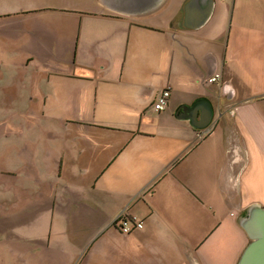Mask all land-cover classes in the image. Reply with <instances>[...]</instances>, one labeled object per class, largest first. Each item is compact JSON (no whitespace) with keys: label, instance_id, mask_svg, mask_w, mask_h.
Instances as JSON below:
<instances>
[{"label":"crops","instance_id":"0c3cea01","mask_svg":"<svg viewBox=\"0 0 264 264\" xmlns=\"http://www.w3.org/2000/svg\"><path fill=\"white\" fill-rule=\"evenodd\" d=\"M96 1L104 11L0 12V23L57 15L80 33L103 28L67 40L75 69L58 74L53 119L73 133L47 157L46 183L31 164L34 190L48 185L55 198L25 201L12 244L24 264H238L250 243L240 220L264 207V0H199L194 21L212 14L198 29L186 26L192 0L135 15ZM120 214L143 228L123 234Z\"/></svg>","mask_w":264,"mask_h":264},{"label":"rangeland","instance_id":"374dc122","mask_svg":"<svg viewBox=\"0 0 264 264\" xmlns=\"http://www.w3.org/2000/svg\"><path fill=\"white\" fill-rule=\"evenodd\" d=\"M45 7L79 14L104 11L96 0H0V12ZM31 18L33 22L29 23H0V264L25 263V256L12 244L16 236L24 234L20 221L25 220V201L47 204L55 198L48 185L43 191H35L37 187L29 181L35 176L28 175V171L35 164L40 178L35 180L46 183L47 157L57 153L58 137L73 133L72 127L53 119L57 111L52 94L57 92L58 74L75 69V62L66 57L67 40L89 39L91 31H103L90 30L88 23L93 21L86 18L84 24L88 25L83 26L81 33L78 26L73 28L72 21L57 15H48L47 23L42 24L37 17ZM40 33L47 37L46 44L35 42ZM11 39L14 42H9ZM63 57L67 62L61 61ZM48 95L52 108L43 106L42 98L47 99Z\"/></svg>","mask_w":264,"mask_h":264},{"label":"water","instance_id":"95a60500","mask_svg":"<svg viewBox=\"0 0 264 264\" xmlns=\"http://www.w3.org/2000/svg\"><path fill=\"white\" fill-rule=\"evenodd\" d=\"M164 0H117L114 6L123 13L140 14L152 10L161 4ZM199 0H192L190 6L186 8V26L190 29H198L202 27L210 19L212 14V5L205 10L204 16L198 22L194 21V8ZM203 110L198 104H195L192 112L193 117L196 112ZM212 123V111H208L205 119L199 128L208 127ZM242 229L246 232L250 243L243 252L238 264H264V207L253 205L247 209L246 213L240 220Z\"/></svg>","mask_w":264,"mask_h":264},{"label":"built area","instance_id":"2783aa9c","mask_svg":"<svg viewBox=\"0 0 264 264\" xmlns=\"http://www.w3.org/2000/svg\"><path fill=\"white\" fill-rule=\"evenodd\" d=\"M221 76L215 75L212 78H210L211 83H216L220 81ZM170 97V91L164 90L160 96L158 97L156 103L153 105V110L155 112H161L163 111L167 104ZM112 225L118 226L120 231L123 234H130L134 230H140L143 228V223L141 221H138L136 219H128L124 214L118 215L112 222Z\"/></svg>","mask_w":264,"mask_h":264}]
</instances>
